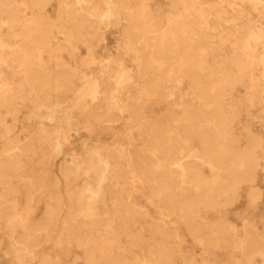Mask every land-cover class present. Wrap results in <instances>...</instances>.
I'll list each match as a JSON object with an SVG mask.
<instances>
[{"label": "bare ground", "instance_id": "bare-ground-1", "mask_svg": "<svg viewBox=\"0 0 264 264\" xmlns=\"http://www.w3.org/2000/svg\"><path fill=\"white\" fill-rule=\"evenodd\" d=\"M52 1L0 0V182L25 190L23 204L18 187L0 194L12 264L33 258L37 235L48 240L58 223L56 247L81 249L85 264H176L189 242L201 257L225 251L232 264H264V236L246 218L233 239L206 233L207 216L222 213L242 188L249 208L263 200L256 183L264 138L242 115L259 104L264 117V0H163L165 10L152 9L153 0H59L54 18ZM113 28L134 69L122 57L96 59L99 31ZM87 65L99 74H84ZM164 101L165 113L148 119L145 104ZM114 113L126 119L119 141L83 140L77 154L79 118L110 133ZM147 208L173 232L149 224V235L135 233Z\"/></svg>", "mask_w": 264, "mask_h": 264}, {"label": "rangeland", "instance_id": "rangeland-1", "mask_svg": "<svg viewBox=\"0 0 264 264\" xmlns=\"http://www.w3.org/2000/svg\"><path fill=\"white\" fill-rule=\"evenodd\" d=\"M59 0H53L51 5L48 7V13L51 17H56V9L57 3ZM162 8L166 9L165 3L163 0H153L152 9ZM255 17V15H253ZM104 32L105 40L99 42L97 48L94 50V55L97 60L102 59L104 62L117 59L122 57L124 64L129 69H134V63L128 56H124L122 51L118 49V44L120 42L119 31L117 29H110L108 31H99ZM79 55L77 59H83L86 57V49L81 46L78 51ZM65 61L68 63H72V59L69 56H65ZM82 72L88 76H97L100 72L99 67L87 65L83 67ZM244 93L242 92V95ZM128 97L135 99L138 97L137 87H130ZM128 97H122V104L128 103L130 100ZM166 106H170V103L162 102L159 105H155L154 103H147L143 109L145 115L148 119H152L158 116H161L165 113ZM260 105L256 104L254 106H245V110L242 115V122L248 123L252 126L253 130L264 138V117L262 116V112L259 110ZM100 112V113H99ZM98 114H104V111H99ZM177 114H180L179 110H176ZM115 114V113H114ZM26 111L22 112L18 118V126L16 128V136L23 138V129L22 125H27L26 119ZM114 119V118H113ZM116 122L113 125H116L114 128L111 127L112 131L109 133L107 131H103L102 127H104V123L98 124V122L94 121L91 118H79L78 123V134L82 135V138L76 140L74 143V149L77 150V154H81V141L85 140L88 142H92V144L103 143L107 146H114L116 141L122 137V134L125 131V122L124 119L119 114H115ZM103 121V120H102ZM101 122V121H100ZM34 124V120L31 122ZM95 125V131L92 134H86V127L88 125ZM135 139H139L137 133L134 135ZM1 147V140H0ZM62 157H59L55 162V167L53 171L57 173L59 166L61 165ZM257 187L262 190L263 200L258 203L254 208H249V203L247 199L248 189L247 187L242 188L240 192V198L236 200L234 203L229 205L224 211L220 214L208 215V221H211L213 224L206 230V233L209 235L216 236H228L231 239L234 238V235L240 236L242 234V220L246 218L248 221L258 229V233L264 236V169L261 168L260 173L257 177ZM8 187H18L22 191L21 204L24 203V194L25 190L23 185L13 180L10 183H1L0 182V194H4L6 188ZM140 189V187L138 188ZM133 202L137 204H144L143 200L140 199L136 194L132 195ZM148 215H143L141 217L140 226H136L133 230L135 233H140L142 235H149V224H152L154 227H161L166 232L172 233L173 229L164 225L163 219L160 215H158L153 208H147ZM220 223H225L230 226H234V230L230 228V226L224 227L223 225H218ZM60 226L58 223L48 240L45 239L43 234L37 235V245L34 248V257L30 256L24 257V264H42L46 259L57 260L58 258L61 261V264H85L84 263V255L81 249L75 248L73 246H66L62 251L58 250L55 245V242L60 234ZM181 232V231H180ZM182 233V232H181ZM176 264H232L229 256L225 251H220L216 254L205 255L203 257L198 254V246L195 243H188L183 246L181 252H176L174 255ZM14 254L12 253V248L10 244V239L8 238L7 231L4 229V225L2 226V231L0 232V264H12L14 262ZM31 262V263H30ZM254 264H262V261L259 258L253 260Z\"/></svg>", "mask_w": 264, "mask_h": 264}]
</instances>
